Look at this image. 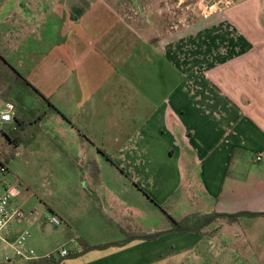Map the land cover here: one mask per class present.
<instances>
[{"label": "crops", "instance_id": "0c3cea01", "mask_svg": "<svg viewBox=\"0 0 264 264\" xmlns=\"http://www.w3.org/2000/svg\"><path fill=\"white\" fill-rule=\"evenodd\" d=\"M224 1L222 12L175 15L169 27L173 6L204 11V0H0V52L63 113L54 111L52 119L53 164L70 163L62 155L95 164L110 162L109 156L117 170L107 172L113 184L98 169L84 179L86 189L62 191L80 201L66 210L49 208L62 223L47 218L37 227L39 242L27 245L35 250L32 260L63 247L75 252L74 240L103 245L168 229L150 220L155 212L145 193L157 202L155 193L166 191L161 181L170 174L178 176V187L186 183L183 192L187 188L192 198L185 201L204 213H264V0ZM15 106L7 133L25 118ZM49 113L37 122L38 142ZM65 170L62 177L72 173ZM7 187L0 185V196ZM81 196L104 213L83 206ZM29 225L12 227L6 241ZM227 228L234 242L243 239L264 261V217L244 216L237 225L209 227L219 230L215 237L168 233L60 264H187Z\"/></svg>", "mask_w": 264, "mask_h": 264}, {"label": "rangeland", "instance_id": "374dc122", "mask_svg": "<svg viewBox=\"0 0 264 264\" xmlns=\"http://www.w3.org/2000/svg\"><path fill=\"white\" fill-rule=\"evenodd\" d=\"M219 1H221V3H218ZM222 2L226 3L224 0H206L204 1V7L206 9L204 11H200L198 5L194 7L191 6L189 10L186 9L185 6H173L171 9L172 21H167L169 22V27H171L170 23L171 25L172 23H177V19L175 18L180 15H187L190 19V17H196L195 15L201 14V12H207V14L222 12L224 11ZM211 5H215L214 9H210ZM1 54L5 56L4 53ZM6 102L18 104L24 111L23 115L26 121L30 123L29 127L32 124L30 130L29 127H27L26 133L23 134L24 141L22 144L16 145L11 143L5 136L0 135V159L7 163L10 170L5 182L9 189V195L26 213H36L39 217L32 225V228L29 225V228H25L21 231H28L30 233V237L27 241L28 245L29 241L39 242V237L36 234V231H38L37 227L39 228L40 224H44L45 219L53 218L54 214L49 209L50 207L56 209H58V207H63L66 210L69 209L71 205L76 204L77 201H80L78 198H69L62 192L63 190L70 189L82 191L86 189V182L84 179L87 178L89 174L98 171V169L104 173L106 171L105 182L107 184H113L112 177L108 175L107 172H115L117 170L112 167L111 163H113V160L112 162L110 161V163L105 159H101V163L95 164L93 158L87 157H75L76 159L74 161H70L67 159V156L65 157L62 155L63 157L60 159L64 162L69 161L70 163L61 165L56 163L59 160H55L53 164V159H57L52 156V143L55 140L52 119L57 118L56 113L51 111L42 125L39 126V142L36 141L35 139L38 132V130H35L38 127L37 118L42 112L48 110V104L25 84L19 81L14 71L0 59V105ZM46 145L49 147H45ZM89 150L94 151L87 145L86 151L88 152ZM72 153L74 152L72 151ZM97 157L99 160L100 157ZM177 159V155L172 158L173 162H176ZM63 166L66 169L64 172L77 173L78 175L74 177V179H72V177H67L72 173H66V175L62 177V170H64ZM186 178L187 176L185 177V181ZM105 182L103 181L102 183L104 184ZM161 182L165 186V188H161V192H163V190L166 191L159 194L155 193V199L158 204L160 203L159 205L167 209L173 217L182 218L190 213H204L202 211L205 210H202V206L197 205L195 202L191 203L185 201L188 199L187 195L191 196V193L186 190L187 188L182 192L183 188L186 187V183L184 184V182L178 187V176L170 174L169 179ZM88 183L90 182L88 181ZM158 184L159 182L156 183V189L159 188ZM101 188L104 189L106 187ZM192 188L194 189L196 186L193 185ZM190 198H192V196ZM80 199L83 201L86 200L83 206L91 207L93 211L98 212L100 215L104 213L98 202H90L88 201V197L86 198L84 196H81ZM197 201H199V199H197ZM151 202L147 203L145 201L150 209L155 212V218L153 219L152 217L150 220L155 221L156 224L162 222L169 224L164 214L157 209L153 202V204ZM95 219L97 220V218H94V220ZM220 224L221 223H216L211 226H220ZM79 226L82 228L81 231L83 233H89L90 230L84 229L87 225L82 219ZM207 231L212 232L209 230V227ZM54 238H56V236ZM11 243L13 242L0 240V262H4L6 252H13L14 246ZM244 245L243 239L234 242L233 231L227 228L223 230L221 237L216 239L212 244L210 243V245H207L205 243L200 245L197 253L190 255L192 257L188 260L187 264H195L197 258L199 259V264H264V261H260V255L257 256L255 252L251 253L246 250Z\"/></svg>", "mask_w": 264, "mask_h": 264}, {"label": "trees", "instance_id": "16d2710c", "mask_svg": "<svg viewBox=\"0 0 264 264\" xmlns=\"http://www.w3.org/2000/svg\"><path fill=\"white\" fill-rule=\"evenodd\" d=\"M0 59L5 65H7L9 68H11L14 71L16 78L19 81L25 84L37 96L41 97L48 104V110H45L38 116L37 122L38 121L40 122L47 115V113H49L52 110L63 115V113L56 106L52 104L51 100L48 97H46L36 86H34L24 75L18 72L11 65V63L5 58V56H3L1 53H0ZM28 124L29 122L26 121L25 118H23L22 120H18L16 129L9 133L4 132L3 135L7 138L9 142L18 145L19 143H22L24 141L23 134L27 130ZM107 157L109 161L112 162V159L109 156ZM135 185L140 190H142L137 184ZM145 194L147 195L149 200H151L155 204L157 209H159L164 214V216L167 218L169 226H170L168 229L159 231V232H156L150 235H145V236L144 235H134V236H130L129 238L121 242H114V243H108V244H103V245H91L85 240L81 239V240H78L76 243L77 250H75V252L69 251V254L67 256H61L60 250H59L51 254L48 257L28 261L27 264H60L67 257H79L94 249H105V248L115 247V246L118 247V246L125 245L129 243L130 241L136 240V239L155 240L159 238L160 236L168 234V233H196V234H200L203 236L215 237L216 233L219 231L218 229H215L212 232L207 231V228L213 224L224 222L229 225H237L240 221V218L244 216L264 217V213L242 212V213H236V214H227V213H219V212L213 211L211 213L196 212V213L188 214L182 218H175L169 213L167 209H165L163 206L156 203L153 199H151V197L147 193ZM0 264H13V262H0Z\"/></svg>", "mask_w": 264, "mask_h": 264}, {"label": "built area", "instance_id": "2783aa9c", "mask_svg": "<svg viewBox=\"0 0 264 264\" xmlns=\"http://www.w3.org/2000/svg\"><path fill=\"white\" fill-rule=\"evenodd\" d=\"M206 1V0H204ZM228 4L222 2V7ZM215 5H211L210 9H214ZM211 15V14H210ZM209 15V16H210ZM16 115V106L13 102H6L2 108H0V135L5 132V126L14 122ZM262 160L261 155L254 157V162H260ZM10 170L8 165L0 160V185L5 184L6 178L9 175ZM39 217L36 213H26L18 204L14 202V199L9 195L8 187L5 188L4 194L0 196V240L6 241V235L10 229L16 225H21L23 223L34 224ZM55 225H60L62 223L59 217L53 216L50 219ZM30 237L28 231L21 232L16 239L11 243L14 246L13 252H6L4 256V262H13L15 260L30 261L34 259L35 250L32 248H27V241ZM74 243L77 240L73 241ZM61 256H67L69 250L63 247L60 250Z\"/></svg>", "mask_w": 264, "mask_h": 264}]
</instances>
